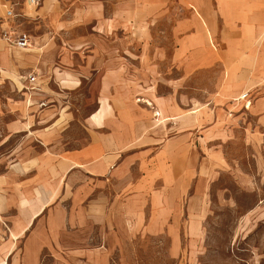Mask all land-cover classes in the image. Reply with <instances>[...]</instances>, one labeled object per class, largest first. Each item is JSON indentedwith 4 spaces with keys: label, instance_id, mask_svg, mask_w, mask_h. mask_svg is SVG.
Masks as SVG:
<instances>
[{
    "label": "crops",
    "instance_id": "0c3cea01",
    "mask_svg": "<svg viewBox=\"0 0 264 264\" xmlns=\"http://www.w3.org/2000/svg\"><path fill=\"white\" fill-rule=\"evenodd\" d=\"M12 2L8 17L0 0V264L128 261L136 234L177 229L199 145L223 144L248 111L264 133V0H43L38 16L66 14L64 45L49 46ZM82 86L84 139L69 141L57 101Z\"/></svg>",
    "mask_w": 264,
    "mask_h": 264
},
{
    "label": "rangeland",
    "instance_id": "374dc122",
    "mask_svg": "<svg viewBox=\"0 0 264 264\" xmlns=\"http://www.w3.org/2000/svg\"><path fill=\"white\" fill-rule=\"evenodd\" d=\"M38 9H28L31 19L22 18L20 24L34 37L50 35L44 46L64 45L63 29H58L57 20L63 21L66 14L61 10L59 16L50 12V19L49 14L38 16ZM40 17L42 22L37 21ZM38 56L48 58L49 55ZM136 73L143 71L136 70ZM160 74L170 76L172 73L158 71L153 78H160ZM210 81L204 78L198 82L205 87ZM87 90L88 86H82L57 101L56 110L71 112L70 123L65 125L73 127L69 141L84 139L81 122L88 112L83 100ZM201 104L206 103H197L200 107ZM244 112L241 110L240 114ZM256 123L251 111L244 120L234 124L235 128L221 122L227 125L226 129L233 127L236 131L216 148L199 145L198 150H194L191 157L199 165L198 177L185 185L180 222L172 224L177 229L136 234L131 241L129 260L118 258L113 264H264V133H255ZM215 149H220L227 163L222 166L212 163ZM6 152L11 151L0 150V156ZM199 205L200 215L195 212ZM195 221L198 228L193 231ZM93 234L97 235L98 231ZM175 239L178 246L174 244ZM45 264H52L51 258L47 257Z\"/></svg>",
    "mask_w": 264,
    "mask_h": 264
},
{
    "label": "built area",
    "instance_id": "2783aa9c",
    "mask_svg": "<svg viewBox=\"0 0 264 264\" xmlns=\"http://www.w3.org/2000/svg\"><path fill=\"white\" fill-rule=\"evenodd\" d=\"M5 2V5H9L11 4L10 7H8V11H7V16L8 17H13L15 16L14 14V4H13V0H3ZM43 0H25V4L28 7V9L32 10L34 8H36L37 6H39V4L42 2ZM3 39H5L8 43H10L11 45H14L16 48L19 49H27L30 48L32 45V38L30 35L26 34V33H22L18 36H13L8 32H3ZM28 80L30 81V83H35L36 82V77L31 75ZM249 98V93H245L243 95H241V97L239 98V101H245ZM250 102L246 104V108H249L250 106ZM158 115V114H157Z\"/></svg>",
    "mask_w": 264,
    "mask_h": 264
},
{
    "label": "bare ground",
    "instance_id": "6f19581e",
    "mask_svg": "<svg viewBox=\"0 0 264 264\" xmlns=\"http://www.w3.org/2000/svg\"><path fill=\"white\" fill-rule=\"evenodd\" d=\"M26 204V203H25ZM36 207V206H35ZM37 211H39V210H37ZM35 214V213H34Z\"/></svg>",
    "mask_w": 264,
    "mask_h": 264
}]
</instances>
